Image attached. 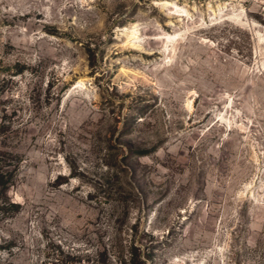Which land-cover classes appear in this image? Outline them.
<instances>
[{
  "label": "rangeland",
  "instance_id": "rangeland-1",
  "mask_svg": "<svg viewBox=\"0 0 264 264\" xmlns=\"http://www.w3.org/2000/svg\"><path fill=\"white\" fill-rule=\"evenodd\" d=\"M0 167V264H264L263 13L0 0Z\"/></svg>",
  "mask_w": 264,
  "mask_h": 264
},
{
  "label": "trees",
  "instance_id": "trees-1",
  "mask_svg": "<svg viewBox=\"0 0 264 264\" xmlns=\"http://www.w3.org/2000/svg\"><path fill=\"white\" fill-rule=\"evenodd\" d=\"M6 174L7 171L3 170V168L0 167V191L7 187L8 179L6 177ZM12 206L16 207V205H12ZM139 247L140 246L138 244L134 243L133 239L129 241V243L127 244V255L126 256L120 255V257H118L119 264H145L148 258L147 256L149 255L148 254L140 255ZM80 262H81V257L77 255L75 260H73V263L70 264H80ZM60 264H66V263L63 261Z\"/></svg>",
  "mask_w": 264,
  "mask_h": 264
},
{
  "label": "built area",
  "instance_id": "built-area-1",
  "mask_svg": "<svg viewBox=\"0 0 264 264\" xmlns=\"http://www.w3.org/2000/svg\"><path fill=\"white\" fill-rule=\"evenodd\" d=\"M249 4L259 7L264 16V0H246Z\"/></svg>",
  "mask_w": 264,
  "mask_h": 264
}]
</instances>
